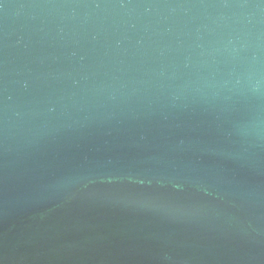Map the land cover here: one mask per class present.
<instances>
[{
  "label": "water",
  "instance_id": "water-1",
  "mask_svg": "<svg viewBox=\"0 0 264 264\" xmlns=\"http://www.w3.org/2000/svg\"><path fill=\"white\" fill-rule=\"evenodd\" d=\"M0 264H264V0H0Z\"/></svg>",
  "mask_w": 264,
  "mask_h": 264
}]
</instances>
